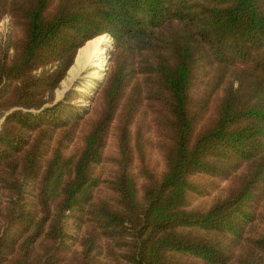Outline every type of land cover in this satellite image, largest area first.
Here are the masks:
<instances>
[{
	"label": "trees",
	"instance_id": "trees-1",
	"mask_svg": "<svg viewBox=\"0 0 264 264\" xmlns=\"http://www.w3.org/2000/svg\"><path fill=\"white\" fill-rule=\"evenodd\" d=\"M5 16L0 264H264V0H0ZM106 33L92 104L54 102Z\"/></svg>",
	"mask_w": 264,
	"mask_h": 264
},
{
	"label": "rangeland",
	"instance_id": "rangeland-1",
	"mask_svg": "<svg viewBox=\"0 0 264 264\" xmlns=\"http://www.w3.org/2000/svg\"><path fill=\"white\" fill-rule=\"evenodd\" d=\"M11 29H12V20L9 16H5L0 22V44L5 45V42L8 38L9 33L11 32ZM106 34L111 38V36L108 33H106ZM90 42L86 46H84L81 50L78 51V54L75 58L74 64L72 65V68L69 69L67 76L61 82L60 87L56 90L54 102H56V100H58V99H59L58 101H60V100H63L67 97L69 99V102L78 108L79 107L80 108L81 107H87V106H90L92 104V101H93L92 98L95 95L94 91L96 90L95 89L96 86L93 88L85 86V81L87 79L77 80L75 82L69 83L70 86L68 87V89L73 88V90L71 92L65 93L68 90V89H66L63 93H61V91L64 90V84L66 83V81L70 75V72L76 66V63L79 59V56L81 55V53L85 49L88 48ZM111 43L113 44L112 38L110 39V44ZM108 57H109V53H108ZM108 57H107V61H108ZM110 62H111V57H110ZM109 67H110V63H109ZM3 119H0V130H1V123H2ZM113 142H114L113 138L110 137L109 145L106 149L107 153H113L115 151ZM80 145H81V135L78 134L76 136L75 140L70 144V147L68 148L67 153L73 152ZM159 159H160V157L158 156V154L156 152H154L153 153V162H158ZM158 163L160 165L161 162L159 161ZM214 191H212L211 194L208 196L200 197V198L196 199L194 201V204L199 205V206H207L210 203L212 196L215 194Z\"/></svg>",
	"mask_w": 264,
	"mask_h": 264
},
{
	"label": "bare ground",
	"instance_id": "bare-ground-1",
	"mask_svg": "<svg viewBox=\"0 0 264 264\" xmlns=\"http://www.w3.org/2000/svg\"><path fill=\"white\" fill-rule=\"evenodd\" d=\"M110 37L105 34L92 40L87 49H85L76 63L75 68L64 84L63 93L70 86L69 83L77 80L87 79L85 86L93 88L100 80L107 67V57L110 50ZM87 83V84H86Z\"/></svg>",
	"mask_w": 264,
	"mask_h": 264
},
{
	"label": "water",
	"instance_id": "water-1",
	"mask_svg": "<svg viewBox=\"0 0 264 264\" xmlns=\"http://www.w3.org/2000/svg\"><path fill=\"white\" fill-rule=\"evenodd\" d=\"M109 35H110V34H109ZM110 36H111V35H110ZM111 38H112V37H111ZM111 48H112V43H111V47H110V50H109L108 65H107V67H106V69H105V71H104L103 77H102L100 80H98L95 89H97V87H98L100 84L103 83V81H104V79H105V76H106V74H107V72H108V69H109V63H110V51H111ZM72 90H73V88H70V89H68L65 93H67V92H71ZM58 100H59V99H58ZM58 100H56V102H58Z\"/></svg>",
	"mask_w": 264,
	"mask_h": 264
}]
</instances>
